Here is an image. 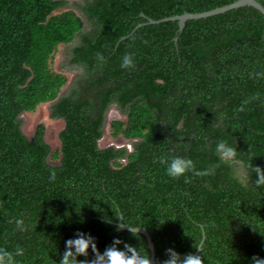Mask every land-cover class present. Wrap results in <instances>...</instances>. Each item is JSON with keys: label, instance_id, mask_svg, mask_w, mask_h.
<instances>
[{"label": "trees", "instance_id": "obj_1", "mask_svg": "<svg viewBox=\"0 0 264 264\" xmlns=\"http://www.w3.org/2000/svg\"><path fill=\"white\" fill-rule=\"evenodd\" d=\"M235 1L83 0L79 15L56 13L64 0H0V247H23L21 264H57L84 233L99 254L119 239L150 259L145 236L117 230L121 215L149 233L154 264L169 248L205 264L264 258V185L236 176L243 164L264 168V16L246 6L182 31L148 23ZM59 46L76 72L68 88L52 67ZM45 105L64 123L53 149L43 124L30 139L21 129L20 115ZM111 106L121 116L107 122ZM219 140L237 147L235 160H219ZM173 155L208 174L169 177L158 158ZM76 259L92 264L96 253Z\"/></svg>", "mask_w": 264, "mask_h": 264}, {"label": "clouds", "instance_id": "obj_2", "mask_svg": "<svg viewBox=\"0 0 264 264\" xmlns=\"http://www.w3.org/2000/svg\"><path fill=\"white\" fill-rule=\"evenodd\" d=\"M134 55L135 54L131 52L125 53L121 58V68L126 70L134 68ZM97 60L99 63L103 64L106 62V57L101 53H97ZM215 154L220 161L229 162L237 158L238 151L236 146L230 144L226 140H219L215 145ZM158 159L160 164L165 165L166 174L172 178H178L188 172H195L196 175L208 174L207 171L203 173L197 171L194 161L189 157L173 155L170 157L160 156ZM252 172L256 175L254 181L255 186L259 187L264 185V168L260 166L243 164L242 169H237L236 176L238 179H242V182L247 185ZM14 223L16 228L20 231H24L27 227L19 217L14 218ZM126 225L131 226L130 224ZM131 227L133 232H135V227ZM117 230H120L119 226ZM120 243L121 241L119 239H115L112 247L107 248L103 254H99L93 237L80 233L77 238L68 239L66 241V251H64L57 264H85L83 261L78 262L76 256L87 255L90 247L92 251L96 253V260L93 261L92 264H150L148 255H141L135 247L127 244L124 246L126 250H121L116 247V245ZM193 247L199 249L201 253L199 245H193ZM73 249L75 250V254ZM167 251L169 253V259L165 260L163 264H205V258L202 254H181L172 248H169ZM24 256L25 250L20 245H16L12 250L0 247V264H21L19 258ZM251 264H264V258L253 256L251 258Z\"/></svg>", "mask_w": 264, "mask_h": 264}, {"label": "rangeland", "instance_id": "obj_3", "mask_svg": "<svg viewBox=\"0 0 264 264\" xmlns=\"http://www.w3.org/2000/svg\"><path fill=\"white\" fill-rule=\"evenodd\" d=\"M64 1L66 2V5L56 13L63 10H74L77 14L81 15L78 9L75 7V4L80 3L83 0ZM67 50V46H59L58 52L56 53L52 62V67L55 71L63 72L67 75L69 83L66 88H68L70 81H72V79L76 75L74 69L68 68L66 66ZM120 116L121 115L118 109L115 106H111L106 113V121L108 122L112 119H117ZM20 119L22 120V132L28 139L32 137L36 126L38 124H43L45 127V141L47 142V144H49L52 149L59 146L58 133L62 130L64 123L62 120H52L50 118L49 105L37 108L36 112L34 113H22L20 115ZM109 144H111L110 138H103L100 141L101 146H107ZM125 145L127 148L131 147V143L127 144L126 142Z\"/></svg>", "mask_w": 264, "mask_h": 264}, {"label": "water", "instance_id": "obj_4", "mask_svg": "<svg viewBox=\"0 0 264 264\" xmlns=\"http://www.w3.org/2000/svg\"><path fill=\"white\" fill-rule=\"evenodd\" d=\"M246 6L254 8L255 10H257L258 12H260L264 16V7L259 2H257L256 0H236L235 2H233L231 4L225 5L223 7L215 8V9L207 11V12L193 13V14L192 13H184L183 15H180V16L167 17V18L161 19L159 21L148 20V23L154 24V23H161V22H167V21H177L178 26H179V31H182V29L185 26V23L189 20L205 19V18L212 17L215 15L223 14V13L230 11V10H233V9H238V8H242V7H246ZM139 26H137V27H139ZM117 225L122 230L133 232L131 227L123 225L121 215L119 216V221L117 222ZM133 233H138V234H142L143 236H145L147 244H148V250L150 252V259H149L150 264H154L155 250H154V244L151 240L149 233L144 228H138V227L135 228V232H133ZM204 238L205 237L203 236L202 243L204 241ZM198 251H200V250H198ZM195 254H197V252Z\"/></svg>", "mask_w": 264, "mask_h": 264}]
</instances>
